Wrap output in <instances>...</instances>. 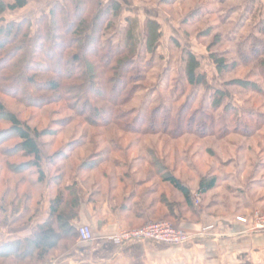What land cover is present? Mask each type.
<instances>
[{"label":"rangeland","instance_id":"rangeland-1","mask_svg":"<svg viewBox=\"0 0 264 264\" xmlns=\"http://www.w3.org/2000/svg\"><path fill=\"white\" fill-rule=\"evenodd\" d=\"M56 1L58 0H27L24 8L10 11L6 7L13 0H0V6L4 9L0 14V27L16 25L26 19L34 22L42 14H48ZM108 1L104 0V3ZM117 1L122 4L123 10L118 26L114 29L116 32L123 27L133 29L137 42H141L144 39L142 31L146 19L156 20L161 25L162 37L157 55L162 57V60L154 70L150 71L147 80L141 83L142 87H161L164 81L159 77L163 76L165 79V71L171 72L174 77L177 74L181 50L186 48L195 54L199 63L197 72L205 75L206 85L226 91L227 97L224 98V103L230 104L229 107L235 109L237 114H242L240 119H244V115L247 116L245 113L264 118V95H257L248 83H258L259 79L252 78L255 75L251 67L233 64V60L238 59L235 55L236 46L229 38L237 15L225 14L229 5H219L215 0ZM259 3L261 17L264 0H259ZM195 13L197 14L193 17ZM90 16L88 14L85 17L90 20ZM125 18L130 19L131 26L128 22L126 24ZM252 24V20L249 21L240 35L245 36L252 29ZM35 32L36 28L32 26L31 37ZM108 32L106 38L111 35V31ZM227 34L230 35L228 38ZM13 35L7 40L5 37L2 38L4 48L0 50V102L6 111L14 113L22 123L36 131L43 155L48 158L54 157L55 165L49 168L47 173L49 178H53L58 173L62 175L60 189L64 185L73 183L76 186L82 185L88 193L99 192L94 194V197L109 194L114 199L112 201L115 205H122L123 201L128 199L129 193L134 192L133 200H129L127 205H134L137 202L139 204L134 208H141L142 205L148 207L150 203L158 204V208L149 213L153 220H163L167 212L166 204L170 201L179 218L190 216L199 219L205 214L225 218L245 216L253 210L264 212V126L251 136H246L243 132L215 138L190 133V129L183 125L185 121L193 124L195 113L201 108L204 85L189 87L185 96L176 98L175 106L166 102L168 112L170 107H173L170 119L176 121L178 108L184 105L190 93L197 91V94H194L195 101L190 100L192 101L190 104L184 105L185 120L183 119L182 122L183 127L177 130L178 135L175 133L177 137L161 132L152 135L130 133L121 131L115 125L94 126L91 119L80 117L81 109L85 108L81 102L75 101L74 97L65 94L64 91H59L57 94L45 92L44 85L38 84L43 79L42 75L34 71L29 73L30 67H26V59L23 62L26 58V28L16 36ZM170 39H175L178 47L173 45ZM29 44L28 49L31 51L33 43ZM59 45V48H52V51L38 49L37 60L44 63L67 47L65 41H61ZM48 46L49 44L46 47ZM19 49L22 51L18 53ZM70 53V51L65 53L66 58ZM29 55L32 59L33 55ZM215 61H219L222 66H216ZM22 62L24 63L22 71L25 75H39L36 86L38 91L34 96L41 97L40 100H50L26 101L21 94H16L21 87L9 77L17 73V67L20 68ZM55 62L54 59L50 60L51 75L60 80L63 86L72 83L61 80L67 67L60 63L57 65ZM225 63L227 66H224ZM250 72L252 75L248 76ZM95 86L96 89L93 88L90 93L89 106L100 105L97 101L100 98L106 99V94L101 92L106 84L97 81ZM156 94L155 92L154 95ZM165 97H167L166 93ZM144 99H146L145 93L141 94V97L138 94L121 110L129 112L139 108ZM206 114H215L216 117L223 115L221 108L214 112L206 111ZM1 119L0 115V142L4 141L1 147L5 149L13 147L17 140L4 133L9 125ZM164 119L165 116L161 115L157 118V123L161 125ZM240 119L236 118L235 121L238 122ZM196 126H191L192 131L201 129ZM84 135L85 141H83ZM7 137L9 138L6 139ZM13 151V154L7 158L0 154V212H7L11 216L15 211L17 215L22 214V219L13 224L14 227H20L26 225L27 218L32 216L33 211L40 205L45 183L33 185L36 177L28 179L29 177L25 175L24 177L13 172L9 168L12 163L19 171L24 168L23 163L26 162V158L21 157L20 153L16 154V150ZM44 169L47 170V167ZM167 173L181 179L194 194L195 214L189 212L185 206L177 204L182 203L181 196L161 181V175ZM205 175L217 177L218 183L214 190L200 196L197 195L198 182ZM49 191L51 192L50 189ZM3 194L6 195L4 200H1ZM27 194H32L34 197L32 203H27L24 199ZM16 195L18 199H15ZM10 202L14 204L11 206ZM71 242L72 240L69 239L60 240L48 253L43 264H60L61 261L57 258L68 250ZM11 261H13L12 257L3 258L0 255V264H10ZM22 264H37V262L26 258Z\"/></svg>","mask_w":264,"mask_h":264},{"label":"trees","instance_id":"trees-1","mask_svg":"<svg viewBox=\"0 0 264 264\" xmlns=\"http://www.w3.org/2000/svg\"><path fill=\"white\" fill-rule=\"evenodd\" d=\"M171 1L175 2L178 0ZM215 1L219 5H229L226 9V15H237L236 22L231 29V37L229 38L236 46L235 55L238 60H233V64L251 67L252 73L255 75L252 78L256 77L259 82L248 83L257 95H264V9L263 16L260 17L259 0ZM256 1L257 5H255ZM26 4L27 0H13L6 8L10 11L19 10L24 8ZM122 10V4L117 0H109L107 3H104V0H86L85 2L81 0H58L48 14H42L34 22L26 19L16 25L0 27V50L4 48L2 38L5 37V40H7L12 34L16 36L26 28V58H24L23 62L26 59V67H30L28 69L29 73L32 71L39 72V75L43 77L42 81H40L41 83H38L37 76L39 75H25L24 71H22L24 67L22 62L23 64H20V68L17 67V73L9 77L12 82L14 79V83L21 87L20 90L16 91V94H21L26 101L40 100L41 97H35L34 94L38 91L36 86L43 84L45 92L57 94L59 91H64L65 94L72 98L74 97L75 101L81 102L85 108L81 109L80 117L91 119L95 124L94 126L106 127L115 125L121 131L141 135H152L161 132L177 137V130L187 126L190 129V133L198 136L220 138L230 133L243 132L245 133L244 135L251 136L264 126V118L261 119L259 118L260 116L252 115V113H245L247 116L243 113L244 119H240L242 114H237L238 112L235 109L229 107L230 104L224 103L227 92L206 85L205 75L197 72L199 63L195 54L186 48L181 50L176 70L177 74L174 77H172L171 72L165 71V79L163 76L159 77L160 80L164 81L161 87L145 88L146 86L144 85L142 87L141 83L147 80V75L162 60V57L160 58L157 55L159 41L162 37L161 25L156 20L146 19L142 31L144 39L141 42H137L133 29L123 27L119 32L114 30L118 26ZM3 11L4 9L0 6V14ZM88 14L91 15L90 20L85 17ZM196 14H193V17ZM125 19L126 24L130 22L129 18ZM251 20L253 23L252 29L245 36H241V32ZM32 26L36 28V32L31 37ZM108 31H111V35L106 38ZM229 36L227 34L226 37L228 38ZM61 41H65L67 47L63 52L61 51V53L59 52L52 56L51 59H54L57 65L60 63V65L67 67L62 74L61 80L72 83H68L66 86H63L60 80L51 75L49 71L51 59L46 60L44 63L37 60L38 49L43 48L52 51V48H59ZM171 41L173 45L178 47L175 39ZM30 42L33 43L31 51L28 49ZM47 44H49V49L46 47ZM20 51L22 50L19 49L18 53ZM67 51L71 52L68 58L65 56ZM29 54L33 55L32 59L29 58ZM211 56L213 55L211 54ZM214 63L218 67L222 66L219 61ZM224 66H227V64L225 63ZM252 73H248V76L252 75ZM97 81L106 84L101 89V92L106 94V99L98 98L99 101L97 102L100 105L89 106L91 104L89 102L90 93H92L93 88L96 89L95 82ZM199 85H204L205 90L200 101L201 108L195 113L193 124H188L185 121V125H183L182 122L185 120V117H183L184 105L190 104L192 102L190 100L195 101L194 94H197V91L194 89L184 105L178 108L179 110L175 115L176 121H173L172 118L170 119L173 107H170L168 112L166 102L175 106L176 98L185 96L189 87L193 88ZM155 92L157 93L156 96L154 95ZM143 93H145L146 99L142 101L139 108L132 109L129 112L121 110L124 105L136 98L138 94L141 97ZM165 93L167 97H165ZM47 100L40 101L46 102ZM219 108L222 109L223 115L216 117L215 114H206V111L214 112ZM0 115L2 116L1 120H4L9 125L4 133L10 138L17 140L13 147L6 149L1 147L4 142L1 141L0 154L7 158L13 154V150H16V154L20 153L21 157L26 158V162L23 163L24 168L21 170L18 171L13 163L9 168L15 173L29 177L28 179L36 177L33 185L45 183L47 190H51V192L49 191V211L46 220L37 226L31 238H23L1 245L0 255L3 258L12 257L13 261L10 264H15L16 262L22 264V262L26 261V258L28 260L30 258L33 259L37 264H43L48 253L57 246L60 240H77L76 228L70 225L72 218L76 217V208L79 204L76 185L74 183L64 185L60 189L59 185L62 175L58 173L53 178L48 177L49 168L55 165L54 157L48 158L43 155L36 131L22 123L14 113L6 111L1 102ZM161 115L165 116V119L159 125L157 118ZM236 118L240 119L238 120L239 123L235 121ZM157 124L158 129L156 128ZM196 124L201 129L192 131L191 126H196ZM85 139L84 135L83 141ZM44 167H47V170ZM159 172L162 173L160 170ZM161 177L163 183L168 184L173 191L181 196L182 203L177 201V204L185 206L189 212L195 214L194 194L189 187L173 174H162ZM217 183V177L203 176L198 182L197 195H206L217 187ZM5 195L3 194L1 200H4ZM17 195L15 199H18ZM132 196H135L134 192L129 193L128 199L123 201V208H127L128 201L133 200ZM24 197L27 203L33 198L32 194H27ZM42 197L43 194H41L40 199ZM158 203L159 205L161 204L159 201ZM13 204V202H10L11 206ZM138 204L134 203L132 206L137 207ZM172 205V201L166 204L167 212L163 220L170 221L173 224L175 215L171 214L174 212ZM38 206L33 215L38 212ZM157 206L158 204L150 203L147 208L152 212L156 210ZM15 213L16 211L12 216H16L14 222H17L22 217V214L18 213L17 215ZM30 219L31 217L29 216L27 220ZM239 264L252 263L242 261Z\"/></svg>","mask_w":264,"mask_h":264},{"label":"crops","instance_id":"crops-1","mask_svg":"<svg viewBox=\"0 0 264 264\" xmlns=\"http://www.w3.org/2000/svg\"><path fill=\"white\" fill-rule=\"evenodd\" d=\"M76 191L79 204L70 225L75 228L90 226L93 241L87 244L72 241L68 250L57 258L60 264H239L242 261L264 264V234L248 232L235 221L236 216L224 218L205 214L199 219L190 216L176 218L174 211L171 213L175 215L173 225L193 237L187 244L170 246L131 241L118 247L110 238L120 229L142 226L152 220L149 209L143 205L135 209L131 204L123 208V204L115 205L109 194L94 197L99 192L88 193L82 185L76 186ZM42 194L38 212L30 216L26 225L14 227L16 216L0 212V246L31 238L37 226L46 220L50 199L46 185ZM209 225L214 229L199 235L201 229Z\"/></svg>","mask_w":264,"mask_h":264},{"label":"built area","instance_id":"built-area-1","mask_svg":"<svg viewBox=\"0 0 264 264\" xmlns=\"http://www.w3.org/2000/svg\"><path fill=\"white\" fill-rule=\"evenodd\" d=\"M235 221L251 233L264 234V212L253 210L245 216H236ZM214 229L213 225L205 226L199 235H205ZM77 241L82 244L91 243L93 234L90 226L80 225L76 228ZM193 239L192 235L177 229L172 223L166 220H149L143 226L131 229H120L110 241L121 247L131 241L151 242L159 245L181 246Z\"/></svg>","mask_w":264,"mask_h":264}]
</instances>
